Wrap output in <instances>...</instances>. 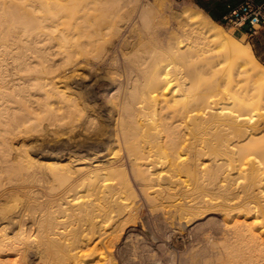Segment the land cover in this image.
<instances>
[{
    "label": "bare ground",
    "instance_id": "6f19581e",
    "mask_svg": "<svg viewBox=\"0 0 264 264\" xmlns=\"http://www.w3.org/2000/svg\"><path fill=\"white\" fill-rule=\"evenodd\" d=\"M146 2L0 0V155L10 157L0 173L14 176L0 185V264H15L12 255L23 264H76L95 229L113 214L132 213L135 185L150 211L174 221L217 204L225 214L247 211L264 226V65L210 16L174 11L172 24ZM98 57L101 66L130 71V95L110 133L119 151L88 164L82 154L64 166L61 158L74 154L61 150L29 172L34 150L16 145L22 134L40 141L65 131L69 143L101 127L53 77L76 59ZM19 168L26 171L14 174ZM242 225L227 226L236 240L227 254L253 264L261 246Z\"/></svg>",
    "mask_w": 264,
    "mask_h": 264
},
{
    "label": "rangeland",
    "instance_id": "374dc122",
    "mask_svg": "<svg viewBox=\"0 0 264 264\" xmlns=\"http://www.w3.org/2000/svg\"><path fill=\"white\" fill-rule=\"evenodd\" d=\"M147 2V6L149 5L146 7L147 11L152 10L151 12L154 14L158 12L157 14H161L166 18H164L165 22L170 21L172 24L173 22H176L175 16L173 14L183 10L202 12L204 15L206 14V16H209L204 10L201 9V7L199 8V6L193 0H164L163 8L158 7L154 0H147ZM54 13L58 14V9L57 12L53 10L51 15L55 16L56 14ZM215 22L219 25H222L226 29L227 33L241 42V44H250L257 60L264 65V55L261 54L264 51V26H260L258 33L255 36L250 37L244 33L245 30H235L223 22ZM116 49L113 50L114 53ZM117 52H119L118 55L122 54L121 49ZM60 60L61 57H57L55 61L60 62ZM76 60L77 61H75L74 64L68 66L67 71L54 72V81H56V83L58 82V86L65 90L66 94L70 98L77 100L79 99L78 101L82 103L81 106L88 108L85 109L86 112H94L96 115L95 121L97 122V127L98 125H101L99 128H103L104 131H106L100 134V132H97L99 128L94 127L96 132L90 129L86 132V135L75 137L76 140H74V137H72L71 140L73 141L70 140V144L68 143L67 139L69 138L65 131H58L56 135L54 134V139L51 137H48L49 139L41 137L40 141L35 140V137H37L38 134L31 133V136H29L30 134H22L24 138L20 137V139H16V142H18L16 145L20 146L21 144L24 146L23 149L32 148L31 150H34V155L32 154V157H30L34 159H32V165H35L36 167H29L28 169L31 168V171L28 170L29 172L37 170L40 164L44 162L52 163V160L45 159V156L48 155L61 156L64 151L68 153L71 152L75 155V157H73L74 155H66L64 158H61L60 161L61 164H65L64 166H67L77 164L78 161L76 162L74 159L80 158L82 154L84 155L82 156L84 159L83 162L88 164L93 161L91 159L92 157H98L101 159L102 156L106 154L111 156L113 152H118L120 149V146L114 145V136L111 137L110 133L114 129L116 125L115 123H117L116 119L120 118L121 109L118 107L125 103L130 95L129 92L131 91V84H129L130 81L127 79L130 71L123 70L125 67L124 65L122 66V64L113 69H109L103 65L101 66L103 63L102 57L101 59L100 57L94 59L91 58L89 62H84L82 59ZM98 63L100 64L99 66H97ZM95 65L96 67L94 68ZM125 85H127V88ZM81 95L82 98L80 97ZM87 98L89 100H87ZM84 101L86 103H84ZM119 101L120 103H118ZM86 104L88 107H86ZM111 118H113V120ZM90 131H93L92 134H90ZM39 133H43L46 136L48 134L46 129H43ZM88 133L90 134V137H88ZM75 141H77V143H74ZM33 144L34 149L32 147ZM99 148L101 152L95 156L94 152L96 149L98 151ZM54 150L56 151L54 152ZM61 150L64 151L62 152ZM75 150H85V152L77 155L74 153L76 152ZM6 153H1L3 156L0 155V171L4 168V166L7 167V165H9L8 161L10 157L8 152ZM36 160L37 162H35ZM21 167L22 166H20V168ZM20 168L19 170H14V174L20 172V170L21 172L26 171L23 168L22 171ZM13 177L14 176L12 175V172L9 175L6 172L3 174L0 173V185L9 186L10 182L14 180L12 179ZM16 177L17 176H15V179H18V177ZM36 177L38 178V176ZM36 177H33L34 179H32L39 182V180H41L40 176V179L38 180L35 179ZM12 183H14V181ZM35 187H33L34 191H36ZM135 189L136 197H134L136 198V202L133 206L132 213L129 215L124 214L123 216L113 214L107 222L103 223V225L100 227L101 230L98 228L100 230L99 232H97V229H95L96 233L93 236V239L91 241L89 240L88 243L85 242V245H81V248L79 247V249L76 251L78 254L77 259L79 261L78 262L76 260V264H105L107 263L105 261H109L113 264H228L230 262L231 264H236L238 263V260L233 258V256L230 257V254H227L229 247L228 245H231L232 243H235L234 241H236L234 240L235 238H233V233L230 232V230L229 232L227 230L228 227H235L237 224H243L245 226L248 225L247 227H251L253 229V232L257 237L255 244L261 246V250L257 251L259 253L256 252L257 255L256 258L254 257L255 260L253 264L264 263V226L258 225L256 223L257 217L255 215L249 214L247 211L245 212L239 209L234 211L230 210L229 214H225V210L222 212L223 209H219L217 204H209L206 207L197 210V212L195 211L191 214L189 213L188 215H185V217H183L184 219L182 218L181 220L177 219V221H174L170 217L167 218L168 216L165 214H159L150 211L149 205H146V199H143V194L140 192L137 185H135ZM136 192L138 193L136 194ZM227 212H229V210ZM126 218L129 219L127 220ZM99 234L101 237L103 236V241L100 243H98V239L101 238L98 237ZM12 256L11 258H7H9L10 261L14 259L15 264H23L20 256ZM73 261L74 260L68 263L75 264ZM46 264H58V262L51 260Z\"/></svg>",
    "mask_w": 264,
    "mask_h": 264
},
{
    "label": "built area",
    "instance_id": "2783aa9c",
    "mask_svg": "<svg viewBox=\"0 0 264 264\" xmlns=\"http://www.w3.org/2000/svg\"><path fill=\"white\" fill-rule=\"evenodd\" d=\"M235 5H228L221 21L235 30H245L252 37L264 26V0H235Z\"/></svg>",
    "mask_w": 264,
    "mask_h": 264
},
{
    "label": "crops",
    "instance_id": "0c3cea01",
    "mask_svg": "<svg viewBox=\"0 0 264 264\" xmlns=\"http://www.w3.org/2000/svg\"><path fill=\"white\" fill-rule=\"evenodd\" d=\"M199 8L206 12H212L216 17L222 19L223 15L227 12L228 5H235V0H193ZM207 13V12H206ZM264 55V51L261 53Z\"/></svg>",
    "mask_w": 264,
    "mask_h": 264
},
{
    "label": "trees",
    "instance_id": "16d2710c",
    "mask_svg": "<svg viewBox=\"0 0 264 264\" xmlns=\"http://www.w3.org/2000/svg\"><path fill=\"white\" fill-rule=\"evenodd\" d=\"M206 12H207V14H208L213 20H215V21H217V22H222L221 19L218 18V17H216L212 12L207 11V10H206Z\"/></svg>",
    "mask_w": 264,
    "mask_h": 264
}]
</instances>
